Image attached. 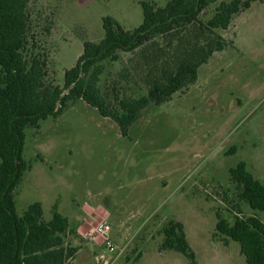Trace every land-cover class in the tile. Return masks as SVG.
Segmentation results:
<instances>
[{"label":"rangeland","instance_id":"374dc122","mask_svg":"<svg viewBox=\"0 0 264 264\" xmlns=\"http://www.w3.org/2000/svg\"><path fill=\"white\" fill-rule=\"evenodd\" d=\"M142 1L168 2L31 0L30 40L48 58L47 83L64 87L84 42L105 37L104 17L127 30L139 27ZM220 34L228 47L200 67L196 83L148 106L127 136L83 100L27 130L24 158L32 167L14 193L16 210L22 216L40 202L46 221L55 209L67 217L66 242L78 250L67 264H247L240 244L217 226L236 217L264 222L263 212L239 198L230 174L244 162L264 182V0ZM121 56L106 61L100 82L112 102L147 93L133 55ZM170 222L183 224L193 258L162 249ZM105 223L112 250L99 234Z\"/></svg>","mask_w":264,"mask_h":264},{"label":"trees","instance_id":"16d2710c","mask_svg":"<svg viewBox=\"0 0 264 264\" xmlns=\"http://www.w3.org/2000/svg\"><path fill=\"white\" fill-rule=\"evenodd\" d=\"M30 1L0 0V264H67L78 251L66 242L67 217L55 209L46 221L40 202L22 216L16 210L14 193L32 167L24 158L27 130L83 100L127 136L148 106L169 102L196 83L200 67L228 47L220 31L259 0H168L164 6L142 1L143 23L134 30L104 17L105 37L84 42L83 54L65 72L63 88L47 83L48 58L30 40ZM216 3L214 15L202 21L203 12ZM123 53L133 55V71L147 93L115 96L112 102L100 82L106 61H120ZM230 174L239 198L264 213V182L244 162ZM219 223L218 231L240 244L247 264H264L263 221L252 216ZM163 234V250L194 257L181 222H170Z\"/></svg>","mask_w":264,"mask_h":264},{"label":"built area","instance_id":"2783aa9c","mask_svg":"<svg viewBox=\"0 0 264 264\" xmlns=\"http://www.w3.org/2000/svg\"><path fill=\"white\" fill-rule=\"evenodd\" d=\"M111 229V226L108 223H105L101 226L99 230V234L103 238L105 245L109 250H112L114 248V244L111 239Z\"/></svg>","mask_w":264,"mask_h":264},{"label":"crops","instance_id":"0c3cea01","mask_svg":"<svg viewBox=\"0 0 264 264\" xmlns=\"http://www.w3.org/2000/svg\"><path fill=\"white\" fill-rule=\"evenodd\" d=\"M77 231H79L78 229H77ZM79 233V232H78Z\"/></svg>","mask_w":264,"mask_h":264}]
</instances>
